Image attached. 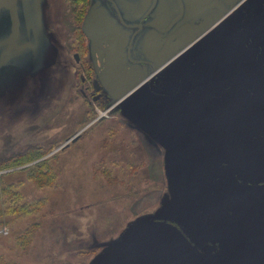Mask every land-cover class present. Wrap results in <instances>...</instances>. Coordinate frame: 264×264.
Wrapping results in <instances>:
<instances>
[{
	"label": "flooded vegetation",
	"instance_id": "obj_1",
	"mask_svg": "<svg viewBox=\"0 0 264 264\" xmlns=\"http://www.w3.org/2000/svg\"><path fill=\"white\" fill-rule=\"evenodd\" d=\"M36 29L71 55L80 104L124 114L182 175L183 214H214L224 174L264 185V0H0V46Z\"/></svg>",
	"mask_w": 264,
	"mask_h": 264
},
{
	"label": "rangeland",
	"instance_id": "obj_2",
	"mask_svg": "<svg viewBox=\"0 0 264 264\" xmlns=\"http://www.w3.org/2000/svg\"><path fill=\"white\" fill-rule=\"evenodd\" d=\"M41 34L20 50L0 46V264H95L143 219L173 223L193 247L217 252L232 213L223 196L236 195L237 181L221 176L216 216L183 214L169 193L188 188L171 183L182 175L164 170L155 143L124 114L80 104L75 62Z\"/></svg>",
	"mask_w": 264,
	"mask_h": 264
},
{
	"label": "water",
	"instance_id": "obj_3",
	"mask_svg": "<svg viewBox=\"0 0 264 264\" xmlns=\"http://www.w3.org/2000/svg\"><path fill=\"white\" fill-rule=\"evenodd\" d=\"M237 189L236 195L223 196L232 213L224 219L217 252L193 247L171 223L143 219L127 227L122 240L95 264H264V185Z\"/></svg>",
	"mask_w": 264,
	"mask_h": 264
}]
</instances>
